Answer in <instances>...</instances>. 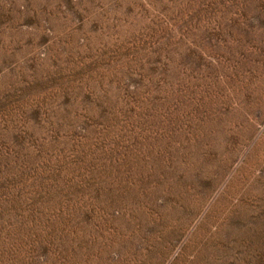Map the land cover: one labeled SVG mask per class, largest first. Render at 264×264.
I'll return each instance as SVG.
<instances>
[{
	"label": "rangeland",
	"instance_id": "374dc122",
	"mask_svg": "<svg viewBox=\"0 0 264 264\" xmlns=\"http://www.w3.org/2000/svg\"><path fill=\"white\" fill-rule=\"evenodd\" d=\"M0 264H264V0H0Z\"/></svg>",
	"mask_w": 264,
	"mask_h": 264
}]
</instances>
